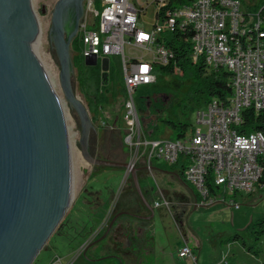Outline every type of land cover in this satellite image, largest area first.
Returning a JSON list of instances; mask_svg holds the SVG:
<instances>
[{
    "label": "built area",
    "instance_id": "1",
    "mask_svg": "<svg viewBox=\"0 0 264 264\" xmlns=\"http://www.w3.org/2000/svg\"><path fill=\"white\" fill-rule=\"evenodd\" d=\"M143 1L157 10L150 30L140 26L143 4L85 0L78 35L82 56L85 60L92 56L108 60L109 65L110 57L120 58L127 92L123 117L126 143L143 148L148 170L153 171L155 161L181 164L183 179L196 191L199 206L222 203L238 210V198L262 190L257 189V182H264V134L239 132L245 110L264 114V0ZM240 10L251 11V25L241 24ZM188 29L194 31L193 63L203 58L209 71L230 72L232 98L226 104L213 99L201 106L196 115L198 126L190 134L186 131L179 139H150L137 114L134 94L141 86L155 84L157 68L168 66L175 58L165 36ZM162 198L154 202L155 209L170 208L171 203ZM178 257L197 264V256L186 242ZM228 257L229 253L225 254L221 263L227 264ZM53 264H62L61 258Z\"/></svg>",
    "mask_w": 264,
    "mask_h": 264
},
{
    "label": "rangeland",
    "instance_id": "2",
    "mask_svg": "<svg viewBox=\"0 0 264 264\" xmlns=\"http://www.w3.org/2000/svg\"><path fill=\"white\" fill-rule=\"evenodd\" d=\"M133 1L138 6L141 4L145 6L141 14L140 26L150 30L156 22V8L147 6L143 0ZM57 2L58 0H35L34 2L33 10L41 29V40L36 52L43 67L52 68L56 77V89H54L66 105V113H64L70 137L75 179L74 193L65 217L33 264H53L57 257L61 258L62 264H123L119 257H114V254L120 251L121 246L120 243L118 245L116 243L119 233L114 228L99 250L100 256H110L103 257L99 261H94L89 257H78L79 251L80 254L86 252L89 243L81 248L82 239L76 234L78 233L77 223L82 229L90 227V224L93 223L101 236L118 213L126 211L145 214V209L135 190L129 171L123 168L91 165L82 157L79 144L80 120L76 112L69 109L60 86V70L51 56L49 47L48 32L52 22V12ZM126 53H129L128 49H126ZM72 55L71 50V57ZM82 59L85 63V58L82 57ZM110 62L113 77L119 72L122 73L119 57H110ZM98 65L102 70V60ZM74 79L76 95L87 106L84 97L78 91L76 70ZM195 84V79L190 75L184 77L180 73L166 75L158 72L155 84L141 86L134 94V101L142 128L148 131L153 130L158 120L167 119L176 123H188L187 133L190 134L198 126L196 115L201 107L189 99ZM123 117V100L119 99L118 103H112L104 108L97 123H93L97 134L95 158L118 163H131L135 168H138L141 188L145 198H150L148 201L151 204L153 200L160 199L161 201L162 194L165 198H169L167 200L172 202L170 208L163 205L155 209L156 223L154 227V233L159 241L164 242V248L168 253L178 252V247L184 236L189 240L192 249L195 248V245L200 249L199 255L198 252L196 253L198 255L197 264H220L228 252L230 255L226 260L227 264H247L248 262L240 251L243 248V243L249 246L254 243V236L248 227L251 223L255 224L264 219V190L258 191L252 196L246 194L240 196L238 203L241 207L238 210L228 204L197 208L194 205H188L184 210L180 209L174 205L172 200H174L175 192H179L180 189L183 191L182 187H178L177 182L170 175H163L147 169V163L142 155L143 148L139 145L130 146L126 143L128 131ZM160 126H163L162 123ZM162 130V135L157 139L172 138V131L169 128L164 127ZM155 164L162 166L160 169L164 171H170L163 169V166L167 164L160 161H155L153 166ZM161 191H168L169 195L164 192L161 194ZM121 220L130 223L131 229H135L138 224L128 217ZM236 238H238V244L228 248L227 245H231ZM260 246L264 257V237ZM231 250H236V259H231ZM147 262H149L147 264L156 263L152 259H148ZM164 262L179 264L172 259ZM160 264H163L162 261ZM190 264L195 263L191 261Z\"/></svg>",
    "mask_w": 264,
    "mask_h": 264
},
{
    "label": "water",
    "instance_id": "3",
    "mask_svg": "<svg viewBox=\"0 0 264 264\" xmlns=\"http://www.w3.org/2000/svg\"><path fill=\"white\" fill-rule=\"evenodd\" d=\"M35 0H0V264H33L55 233L73 199L71 145L61 98L36 52L40 26ZM85 0H58L49 27L51 56L59 70L60 86L70 111L80 120V148L91 165L123 168L152 220L155 208L147 201L138 168L95 158L97 134L87 106L75 92L71 46L85 16ZM96 67L97 57L86 59ZM109 61H102L103 72ZM86 256V253H85Z\"/></svg>",
    "mask_w": 264,
    "mask_h": 264
},
{
    "label": "trees",
    "instance_id": "4",
    "mask_svg": "<svg viewBox=\"0 0 264 264\" xmlns=\"http://www.w3.org/2000/svg\"><path fill=\"white\" fill-rule=\"evenodd\" d=\"M264 18V16H263ZM194 31L188 29L185 33H174L165 36L166 45L175 53V58L168 66L158 67L157 73L166 75L182 74L192 76L195 81L194 91L189 98L198 106H203L213 99H218L223 103H228L232 98V74L226 70L209 71L203 58L196 63L192 61V39ZM72 60L76 70V83L78 91L84 97L87 108L91 115L93 123H97L101 117L104 108L112 103H118L119 99L123 100V107L127 98L126 87L122 73L119 72L114 77L111 63L108 66V72L105 74L100 66L88 67L82 59L83 44L80 36L72 43ZM244 123L239 128V132L250 134L261 132L264 134V114L257 115L253 110H245L243 112ZM162 123L163 126H160ZM164 127L172 131V139L181 138L189 128L188 123L174 122L167 119L157 121L153 130L147 132L150 139H157L162 135ZM176 167L181 169V178H183L184 166H163V169L174 170ZM162 168V166H161ZM125 212V211H122ZM126 218L122 216L120 219ZM250 233L254 236L253 245L243 243V248L256 258H261L263 250L261 240L264 237V219L258 221L248 227ZM238 238L231 244L238 243Z\"/></svg>",
    "mask_w": 264,
    "mask_h": 264
},
{
    "label": "crops",
    "instance_id": "5",
    "mask_svg": "<svg viewBox=\"0 0 264 264\" xmlns=\"http://www.w3.org/2000/svg\"><path fill=\"white\" fill-rule=\"evenodd\" d=\"M161 166L159 164H155L153 166V171L161 173L163 175H170L173 180H175L178 184V187H182L183 191L181 189L179 192H175L173 195V203L174 205L178 206L180 209L184 210L186 206L188 205H194L196 208L199 207V197L194 190L192 186L187 184L183 178H181V169L179 167H176L174 170L171 171H164L160 169ZM264 189L260 190L263 191ZM165 193L166 195H169L168 191H161L162 193ZM162 197L163 194H162ZM168 198V197H167ZM166 198V199H167ZM150 198L147 197V201ZM163 199V198H162ZM161 199V201H162ZM169 199V198H168ZM160 199H157V201L153 200L152 206H154V202H161ZM172 203V202H171ZM219 205H223L222 203H218ZM215 204V205H218ZM145 209V213L147 209L143 205ZM209 207V206H205ZM126 212V211H125ZM92 222V221H90ZM123 223L122 225L120 223ZM134 222V221H133ZM138 223L136 225L135 229H131L130 223H126L122 221L120 218L117 220L115 226L113 227L116 232H118V237L116 240L117 245L120 243V251L116 252L114 254V257H119L123 264H147L148 259L155 260V264H160L162 261L163 264H166L164 261H167L169 259H172L173 261L179 263V264H190L192 260L190 259H180L178 257V252L175 254H169L167 249L164 248V242L159 241L157 235L154 233V227H155V216L152 220H150L149 223H142V222H136ZM77 235L80 236L82 239V247H84L85 244L89 243V246L86 250V256L85 253L80 254L79 251V258L80 257H89L94 261L97 260V254L95 253V249L90 247L91 241L96 237L97 234H99V231L95 229V225L93 223L90 224V227L81 228L79 223H77ZM108 230V229H107ZM105 231V233L107 232ZM105 233H103L105 235ZM103 235V236H104ZM102 236V237H103ZM118 238L121 239L120 242H118ZM90 241V242H89ZM189 243V240L183 236V240L180 243L178 250L184 243ZM238 243H234L233 245L236 246ZM232 244H228L227 247L233 246ZM80 248V250H81ZM198 249V250H197ZM195 254L198 252V255L200 253V249L197 245H195V248L193 249ZM236 250H231V259H236ZM229 253V252H228ZM242 253L245 260L248 262L247 264H264V257L262 255L261 258H256L252 254L245 251L244 248L240 251ZM196 255V256H198ZM201 255V254H200ZM230 255V254H229ZM112 257V256H111ZM225 257V256H224ZM78 258V259H79ZM78 259H76L78 261ZM224 259V258H223ZM193 262V261H192ZM222 262V261H221ZM220 262V264H221ZM197 263H198V257H197ZM196 264V263H195Z\"/></svg>",
    "mask_w": 264,
    "mask_h": 264
},
{
    "label": "bare ground",
    "instance_id": "6",
    "mask_svg": "<svg viewBox=\"0 0 264 264\" xmlns=\"http://www.w3.org/2000/svg\"><path fill=\"white\" fill-rule=\"evenodd\" d=\"M239 18H241V24H244V25H251L252 24V13L250 10H240L239 11ZM38 36L39 37H38L37 43H35V42L33 43L34 45H36V50H37V46L41 40V29H40ZM38 58H39V56H38ZM39 60H40V58H39ZM44 69H45V71H46V73H47V75L51 81L53 88L56 89V77L54 75V72L52 71V68L47 67ZM61 103L63 106V110L66 113V105L62 101H61ZM257 189H264V182H257Z\"/></svg>",
    "mask_w": 264,
    "mask_h": 264
},
{
    "label": "flooded vegetation",
    "instance_id": "7",
    "mask_svg": "<svg viewBox=\"0 0 264 264\" xmlns=\"http://www.w3.org/2000/svg\"><path fill=\"white\" fill-rule=\"evenodd\" d=\"M133 215H136V216H144V217H150L151 216V213L147 210L145 214H138V213H134V212H129ZM128 217L129 219H131L132 221L134 222H142V223H149L150 221L149 220H142V219H139V218H136V217H133V216H126ZM75 233V232H74ZM105 233V232H104ZM104 235V234H103ZM99 236V234L96 235V237L91 241L90 243V247L93 249H95V253L97 254V260H101L103 259V257H107V256H110V255H107V256H100L99 254V250L100 248L103 246V244H105L106 242V239L104 240H101L102 236ZM121 239L118 238V242H120Z\"/></svg>",
    "mask_w": 264,
    "mask_h": 264
}]
</instances>
